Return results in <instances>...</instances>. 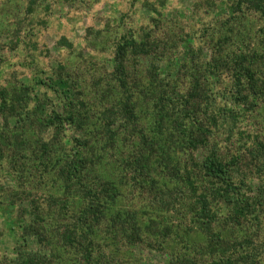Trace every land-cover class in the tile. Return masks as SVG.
Masks as SVG:
<instances>
[{"label":"rangeland","instance_id":"374dc122","mask_svg":"<svg viewBox=\"0 0 264 264\" xmlns=\"http://www.w3.org/2000/svg\"><path fill=\"white\" fill-rule=\"evenodd\" d=\"M232 1L43 0L41 8L29 15L28 0H0V87L19 83L35 86L37 77L48 80L62 74L77 91L70 108L80 113L84 108H90L85 114L90 119L85 129H75L68 123L64 125L66 128L60 130L51 124L45 128H41L43 125L39 123L32 124V128H26L25 149L11 147V143L0 149V264H11L14 243L21 240L23 228L27 226L37 230L41 240L46 237L43 250H53L55 254L50 264H175L178 260L183 262L184 258L196 260L197 264L208 263L214 254L207 253V235L186 212L188 203L180 201L170 209H161L149 203L148 193L144 194L141 190L129 192L126 189H120L122 196L117 198L111 211L116 212L117 209L125 213L120 222L130 232H135L134 236L137 237L133 240L124 236L120 224L111 228V217L106 216L93 225V233L87 238L95 243L92 248H103L102 259L99 263L85 261L79 255L83 251L82 245L63 247L55 236L56 226L63 221V215L59 211L60 204L52 203L49 197L58 195L62 180L56 175L52 162L47 165L45 158H36L41 155V141L47 144L57 142L53 150V153H57L54 155L56 159L62 148L65 149L64 153L74 148L73 136L82 138L84 144L79 147L82 152L94 161L100 158L99 164L89 174L91 179L99 181L100 178H109L119 182L116 175L103 172L108 173L109 166L129 162L134 145H126V140L119 135L115 146L110 147L101 134V110L108 106V98L112 102V98L118 96L115 87L110 89L109 83H113L111 73L115 66L116 44L128 30H133L138 40L147 33L149 38H158L165 43L164 57H158L160 54L136 56L132 47L126 48V63L128 80H136L140 88L148 92L147 96L135 97L138 127L164 148L171 144L168 129L172 121L170 118L161 120L154 107L157 87H162L169 95L184 94L190 85L185 60L196 59L197 56L199 61L210 58L222 37L227 39L225 49L237 52V43L241 38L249 39L255 35L257 28H264V18L250 11L239 26L231 24L228 31L227 27L222 28L221 23L226 19L222 4H231ZM188 46L196 55L185 53ZM152 65L157 68V80L149 74ZM211 81L213 91L220 94L217 101L220 104L226 101L230 105L229 99L226 100L229 98L230 72L223 69L212 75ZM110 90H113V94ZM36 93L37 97L31 105L34 107L36 101L43 104L42 112H34L39 118L52 115V109L70 118L68 111H65L69 106L63 109L62 98L55 96L46 86L36 85ZM77 99L84 105L76 103ZM240 111L242 115L238 118V129L253 135L264 134V99L256 102L252 109ZM66 122H70L69 119ZM212 128V142H216L224 161H228L232 154L243 152L238 141L245 140L246 134L244 139L236 135L230 139L223 134L221 127L220 131H212ZM3 135L4 123L0 116V138ZM183 147L185 149H181ZM188 148L182 144L175 148L171 145L168 149L172 162L178 168H194ZM202 155V150H197L193 159L199 160ZM107 161L110 165H107ZM46 168H50L49 171ZM248 175L245 178L249 186L246 192L253 195L257 186H264V173L252 171ZM155 177L160 187L163 183L168 187L176 183L167 171ZM237 180L239 178L236 177ZM203 183L199 180L195 182L198 192ZM69 196L68 208L78 206L73 204V201L77 203L76 195ZM211 208L214 213L212 226L225 238L240 241L248 238L256 243L264 241V215L258 214V219L249 215L246 220L235 223L230 208L223 202L211 200ZM261 213L264 214V211ZM165 226L170 229L168 235L161 233ZM80 240L83 242L85 238ZM29 241L33 249L40 245L36 235H32ZM244 247L243 250H246ZM91 250V255L97 254ZM254 262L264 264V246H259Z\"/></svg>","mask_w":264,"mask_h":264},{"label":"trees","instance_id":"16d2710c","mask_svg":"<svg viewBox=\"0 0 264 264\" xmlns=\"http://www.w3.org/2000/svg\"><path fill=\"white\" fill-rule=\"evenodd\" d=\"M42 2L43 0H28L27 14L30 15L41 8ZM222 5L227 20L222 21L221 27H227V31L231 24L239 26L248 11L264 18V0H234L231 4ZM134 33L133 30H128L120 36L116 44L113 59L115 66L111 73L113 83L110 82L109 86L110 89L115 87L118 96H114L112 102L108 98V106H104L101 110V134L108 140L110 147L115 146L119 135L126 140V145H134L129 162L109 166L108 173L103 172L106 175H116L119 182L109 178L104 180L100 178L99 181L91 179L89 174L92 173L95 165L99 164L100 158L94 161L92 157L82 152L79 148L84 144L82 138L73 136L72 141L76 144L74 148H69L67 153H64L65 149L62 148L56 159L54 155L57 153H53V150L57 142L47 144L41 141L40 143L41 155L36 159L45 158L47 165L52 162L56 175L62 180L60 191H57L58 195L49 197L52 203L60 204L59 211L63 215V221L56 226L55 233L59 244L63 247L82 245L83 251L79 253L81 258L99 263L102 259L101 255L104 254L103 248H92L95 243L87 238L93 233V225L106 216L111 217V228L120 224L121 233L134 240L137 237L134 236L135 232H130L120 222L125 213L117 209L116 212H112L111 207L115 206L117 198L122 196L120 189L129 192L141 190L144 194L148 193L151 205L161 209H170L180 201L188 203L186 212L190 213L193 221L197 222L202 232L207 235L209 239L206 245L207 253L214 254L207 264H255L256 252L259 246H264V241L256 243L255 240L248 238L240 241L235 238H225L221 233H217L212 226L214 213L211 200H218L228 206L235 223L246 220L249 215L256 219L258 214L264 215L261 213L264 211V186H257L255 193L250 195L246 192L249 186L245 180L252 171L264 173V134L253 135L249 131L237 128L238 118L242 115L240 110H250L256 102L264 99V28H257L255 35L249 39L241 38L237 43V52L226 50L224 45L227 39L222 37L217 50L210 58L199 61L197 56L196 59L191 57L192 59L185 60L186 68L189 69L190 85L184 94L169 95L162 87H157L154 107L161 120L170 118L172 121L168 129L171 144H167L165 148L156 143L153 137H148L144 129L138 127L135 97L147 96L148 92L141 89V85L136 80H128L126 63V48L132 47L136 56L160 54L158 57H164L165 43L158 38H149L147 33L144 38L138 40ZM15 40L19 42L18 39ZM185 53L196 55L191 47L187 48ZM156 69L152 65L149 70L153 79L158 75ZM221 69L230 72L229 98L226 99H229L230 105L226 101L220 104L217 101L220 94L213 91L211 77L222 71ZM34 85L19 83L0 87V116L4 123L0 149H4L10 143L11 147L25 149L26 128H32V124L39 123L43 125L41 128L52 125L59 130L66 128L64 126L66 123L71 124L75 129H85L87 126L90 119L85 114L90 108H84L81 113L74 112L70 108V104H74L77 91L74 90L73 84L67 81V77L62 74H58L56 79L48 80L37 77ZM36 85H44L55 93V96L62 98L63 109L69 106L65 111H68L70 118H65L67 114L62 116L54 109L51 110L52 115L39 118L35 113L44 110L43 104L36 101L34 107L31 105L37 97ZM110 91L113 94V90ZM76 101L79 105H84L80 99ZM68 119L70 122H66ZM211 127H213L212 131H220L221 127L223 134L230 139L234 135L244 139L246 134V142L238 141L243 152L232 154L228 161H224L218 152L216 142H212L214 138ZM182 144L189 147L194 168L187 166L178 168L172 162L168 149L171 145L175 148ZM197 150H202L203 155L201 159L194 160L193 156ZM60 161H62L61 165ZM107 165H110L108 161ZM166 171L176 180L173 187H168L165 183L162 187L156 184L155 175ZM236 177L239 180L236 181ZM197 180L201 183L205 181L200 192L195 185ZM70 194L76 195L77 203L73 201V204H78L71 209L68 208ZM161 233L168 235L170 229L167 226L162 227ZM21 235V240H16L14 243L11 264L51 263L55 254L53 250L49 252L43 250L46 237L41 240V234L30 226L24 227ZM32 235H36L40 244L35 249L29 245V238ZM79 238L85 240L82 242ZM243 245L246 250H243ZM91 249L97 254L91 255L93 253ZM178 262L197 264L196 260L189 258Z\"/></svg>","mask_w":264,"mask_h":264}]
</instances>
